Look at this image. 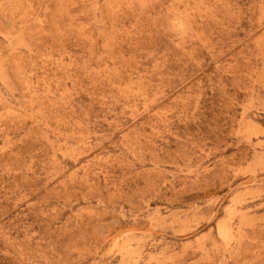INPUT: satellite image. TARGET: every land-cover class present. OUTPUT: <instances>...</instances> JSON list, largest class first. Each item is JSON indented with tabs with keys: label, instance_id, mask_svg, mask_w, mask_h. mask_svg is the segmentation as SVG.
<instances>
[{
	"label": "rangeland",
	"instance_id": "rangeland-1",
	"mask_svg": "<svg viewBox=\"0 0 264 264\" xmlns=\"http://www.w3.org/2000/svg\"><path fill=\"white\" fill-rule=\"evenodd\" d=\"M0 264H264V0H0Z\"/></svg>",
	"mask_w": 264,
	"mask_h": 264
}]
</instances>
